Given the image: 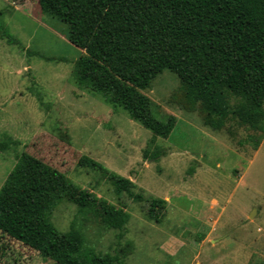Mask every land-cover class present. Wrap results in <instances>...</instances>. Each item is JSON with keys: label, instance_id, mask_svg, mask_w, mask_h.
<instances>
[{"label": "rangeland", "instance_id": "374dc122", "mask_svg": "<svg viewBox=\"0 0 264 264\" xmlns=\"http://www.w3.org/2000/svg\"><path fill=\"white\" fill-rule=\"evenodd\" d=\"M68 35L69 24L44 13L37 0H0V189L28 152L124 209L122 239L69 203L52 215L60 232L76 219L100 253L131 242L123 264H264V135L237 121L219 131L205 126L171 101L180 81L164 69L142 92L155 117L173 115L177 125L168 139L155 138L74 82L86 53ZM154 152H162L156 160ZM81 156L128 178L145 200L117 194L98 171L78 166ZM152 198L166 202L160 222L147 217ZM0 264L56 263L0 232Z\"/></svg>", "mask_w": 264, "mask_h": 264}, {"label": "trees", "instance_id": "16d2710c", "mask_svg": "<svg viewBox=\"0 0 264 264\" xmlns=\"http://www.w3.org/2000/svg\"><path fill=\"white\" fill-rule=\"evenodd\" d=\"M44 13L69 24V41L85 51L75 64L74 82L109 106L168 139L177 125L162 121L142 91L164 69L180 85L170 99L216 131L237 121L264 135V0H37ZM61 138L70 142L67 134ZM162 152H154L158 159ZM78 166L98 171L117 194L134 201L128 178L81 156ZM147 217L160 222L166 202L152 198ZM69 203L92 214L108 229L125 235L123 208L81 188L65 174L22 152L0 189V232L56 264H123L132 252L127 242L114 254L87 244L75 219L60 232L52 221L55 208Z\"/></svg>", "mask_w": 264, "mask_h": 264}, {"label": "water", "instance_id": "95a60500", "mask_svg": "<svg viewBox=\"0 0 264 264\" xmlns=\"http://www.w3.org/2000/svg\"><path fill=\"white\" fill-rule=\"evenodd\" d=\"M253 214H254V211L251 213L250 217H252V216H253Z\"/></svg>", "mask_w": 264, "mask_h": 264}]
</instances>
